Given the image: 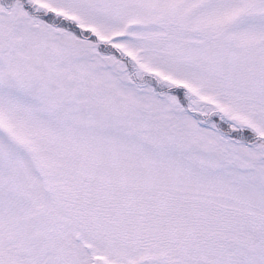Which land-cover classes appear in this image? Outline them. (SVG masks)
I'll return each instance as SVG.
<instances>
[{
	"label": "snow or ice",
	"instance_id": "6c2138e0",
	"mask_svg": "<svg viewBox=\"0 0 264 264\" xmlns=\"http://www.w3.org/2000/svg\"><path fill=\"white\" fill-rule=\"evenodd\" d=\"M0 264H264V0H0Z\"/></svg>",
	"mask_w": 264,
	"mask_h": 264
}]
</instances>
